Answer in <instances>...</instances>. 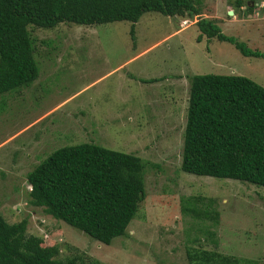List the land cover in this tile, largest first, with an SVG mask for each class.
Wrapping results in <instances>:
<instances>
[{
    "label": "rangeland",
    "instance_id": "obj_1",
    "mask_svg": "<svg viewBox=\"0 0 264 264\" xmlns=\"http://www.w3.org/2000/svg\"><path fill=\"white\" fill-rule=\"evenodd\" d=\"M262 1L233 15L228 0L200 5L202 17L264 52ZM198 20L149 11L133 34L129 20L32 29L40 75L0 97V210L9 222L28 218L29 233L83 264H189L187 249L201 242L264 259V186L181 169L190 77L235 73L264 86V56L217 38L199 41ZM155 77L164 78L143 81ZM82 142L135 153L146 165V198L128 234L111 244L29 203L28 173L56 149ZM199 195L195 207L182 203ZM207 203L218 222L198 212Z\"/></svg>",
    "mask_w": 264,
    "mask_h": 264
},
{
    "label": "trees",
    "instance_id": "obj_2",
    "mask_svg": "<svg viewBox=\"0 0 264 264\" xmlns=\"http://www.w3.org/2000/svg\"><path fill=\"white\" fill-rule=\"evenodd\" d=\"M228 1L237 14L243 7L252 12L256 0ZM149 11L199 16V41L203 36L217 38L233 43L244 55L264 56L224 33L215 19L202 17L200 0H0V97L29 86L40 75L34 27L129 20L133 34L136 22ZM189 83L181 169L264 186V86L235 73L195 74ZM145 168L143 158L135 153L95 142L66 145L28 173L29 203L111 244L128 234L146 198ZM202 197L182 203L194 202L192 208ZM198 212L211 215L215 222L220 219V212L210 203ZM45 241L28 232V218L9 222L0 210V264H83L77 255L59 257L60 245ZM186 256L189 264H264V259L226 254L205 248L202 242L189 247Z\"/></svg>",
    "mask_w": 264,
    "mask_h": 264
},
{
    "label": "built area",
    "instance_id": "obj_3",
    "mask_svg": "<svg viewBox=\"0 0 264 264\" xmlns=\"http://www.w3.org/2000/svg\"><path fill=\"white\" fill-rule=\"evenodd\" d=\"M261 6L264 7V2H263V1H262ZM189 21H190V19L186 18V19L183 20V23H187V22H189ZM31 187H32V186H31Z\"/></svg>",
    "mask_w": 264,
    "mask_h": 264
},
{
    "label": "water",
    "instance_id": "obj_4",
    "mask_svg": "<svg viewBox=\"0 0 264 264\" xmlns=\"http://www.w3.org/2000/svg\"><path fill=\"white\" fill-rule=\"evenodd\" d=\"M229 14H230V15H233V14H234V10H230V11H229Z\"/></svg>",
    "mask_w": 264,
    "mask_h": 264
},
{
    "label": "clouds",
    "instance_id": "obj_5",
    "mask_svg": "<svg viewBox=\"0 0 264 264\" xmlns=\"http://www.w3.org/2000/svg\"><path fill=\"white\" fill-rule=\"evenodd\" d=\"M186 19V18H185ZM30 186V185H29Z\"/></svg>",
    "mask_w": 264,
    "mask_h": 264
}]
</instances>
